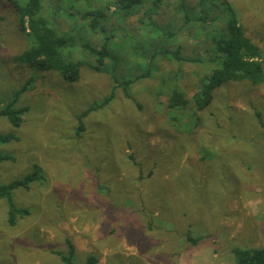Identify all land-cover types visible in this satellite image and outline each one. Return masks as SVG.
I'll list each match as a JSON object with an SVG mask.
<instances>
[{
    "label": "rangeland",
    "instance_id": "374dc122",
    "mask_svg": "<svg viewBox=\"0 0 264 264\" xmlns=\"http://www.w3.org/2000/svg\"><path fill=\"white\" fill-rule=\"evenodd\" d=\"M65 1L64 10L74 0ZM56 2L45 0V10ZM90 2L114 26V49L105 69L95 70L89 67L95 58L73 47L74 60L87 65L80 81L70 82L59 72L14 62L33 40L21 30L17 9L0 0V111L28 108L19 127L0 117V134L16 137L0 142V157L8 158L0 162V183L42 177L13 191L15 205L29 212L18 215L15 226L8 222L11 202L0 199V264H63L51 252H67V240L76 247L77 264L91 256L96 264H234L233 249L264 248V129L256 116L259 111L264 122V84H225L189 121L199 92L196 73L205 69L180 67L177 83L190 108L170 109V75L177 68L158 60L149 77L132 85L134 99L118 89L106 108L81 120L111 95L114 64L120 79L141 74L145 40L154 31L142 15H115L111 0ZM228 4L264 53V0ZM65 13L53 18L62 31L94 46L102 41ZM153 19L158 26H182L170 41L183 46L181 55L210 59L212 36L185 28L175 8L161 7ZM189 237L200 241L193 245Z\"/></svg>",
    "mask_w": 264,
    "mask_h": 264
},
{
    "label": "trees",
    "instance_id": "16d2710c",
    "mask_svg": "<svg viewBox=\"0 0 264 264\" xmlns=\"http://www.w3.org/2000/svg\"><path fill=\"white\" fill-rule=\"evenodd\" d=\"M19 12L21 16V30L33 40V45L13 60L16 63L27 65L31 68L49 72L56 71L70 82H79L81 79V68L87 65L81 60H74L73 55L77 52H71L73 47H80L84 54H89L95 58V64L89 67L95 70L105 69L106 59L111 56V50L114 49L115 28L107 26L108 16L104 9H98L91 5L90 0H74L67 2L68 8L64 10L62 3L65 0H57L56 5L49 6L45 10V0H8ZM171 1V2H170ZM47 4V3H46ZM66 4V3H65ZM172 6L175 8L177 15H183V26L185 28H195L198 32L205 35H211V49L208 52L210 58L207 62L198 57L181 55L183 46H175L171 39L182 29L174 27V22L159 25L153 19V15L161 7ZM226 6V7H225ZM114 8V14L124 17L142 15L141 22L145 21L154 26L145 40V52L143 58L146 62L142 63L141 74L136 75L133 79H126V74L120 79L115 74L116 65L114 64L112 80L114 83L111 95L106 97L102 102L95 103L90 108L79 115L83 120L92 112H97L109 105L116 97L115 92L122 89L128 99H134L130 89L132 85L141 79L150 76L152 65L159 61H168L177 69H174L175 75H170L172 85L171 95L169 97L170 109L190 108V101L186 92L177 83L179 75H183L180 68L185 64H194L198 68H204V73H196L198 78L197 86L199 92L195 95V110L190 113V121L194 115L208 108L213 100L215 92L223 85L230 82L248 81L252 87H259L264 84V53L246 32L237 19L233 9L229 7L228 0H197L195 4L188 0H111L110 8ZM66 8V7H65ZM66 12L72 23L78 22L77 25L84 26L85 31H90L95 35H102L101 42L94 46L89 40L82 39L80 42L74 36H70L67 31H62L59 22H54L53 18L60 11ZM220 14H217V13ZM64 14V13H63ZM228 19L225 21V17ZM59 16H63L62 14ZM111 31V32H109ZM195 34V33H194ZM147 53V55H146ZM214 54V55H212ZM179 63V66L176 65ZM123 72V71H122ZM198 72V71H197ZM138 74L139 70L135 72ZM28 82L23 88L16 93L14 103L19 97L27 91ZM164 83V82H163ZM28 108L14 109L11 105L0 111V117H6L13 126L19 127L23 122V113ZM261 126L264 129V122L261 119L259 111H256ZM84 126L80 125L79 134L84 132ZM13 135L0 134V142L6 143ZM8 158L0 157V162ZM42 177L37 174H30L23 180L11 182L9 184L0 183V199H7L11 202L9 211V225H16L18 215H28L29 212L19 209L12 200V193L16 189H28L29 184L35 181H41ZM200 238L189 237V242L197 245ZM67 252L64 254L57 253L64 264H77L76 247L71 240H67ZM234 255V264H264V248L257 249H240L235 248L232 251ZM98 259L95 256L88 258V264H96Z\"/></svg>",
    "mask_w": 264,
    "mask_h": 264
},
{
    "label": "crops",
    "instance_id": "0c3cea01",
    "mask_svg": "<svg viewBox=\"0 0 264 264\" xmlns=\"http://www.w3.org/2000/svg\"><path fill=\"white\" fill-rule=\"evenodd\" d=\"M226 19H228V15H226ZM226 19H225V21H226ZM149 230L151 231V228L149 227ZM51 253H53V252H51ZM54 254V253H53ZM63 263V262H62ZM41 264V263H40ZM64 264V263H63Z\"/></svg>",
    "mask_w": 264,
    "mask_h": 264
}]
</instances>
